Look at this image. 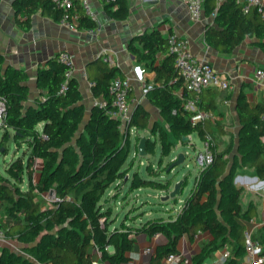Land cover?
Returning a JSON list of instances; mask_svg holds the SVG:
<instances>
[{"label":"trees","instance_id":"trees-1","mask_svg":"<svg viewBox=\"0 0 264 264\" xmlns=\"http://www.w3.org/2000/svg\"><path fill=\"white\" fill-rule=\"evenodd\" d=\"M215 6L216 0L202 1L206 16ZM105 7L113 20L125 21L129 17L128 0H109ZM14 8L16 16L21 13L26 18L24 21L17 18L23 28L29 26L30 16L39 8L55 21L59 22L61 17V11L50 0H15ZM96 27L94 20L79 12L78 29ZM246 37H255L264 50V16L255 10L243 12L238 0L223 1L213 23L206 26V43L219 52L229 53ZM137 41L139 46L131 43L129 51L145 70L154 72L145 94L148 102L158 109L174 137L196 133L207 143L211 162L198 172L174 217L152 216L143 220L141 213L135 217L126 215L117 222L118 215L102 199L108 188L127 174L123 164L129 153L130 129L147 128L149 111L136 103L124 127L95 103L86 116L79 82L75 76L66 77L67 68L58 60V54L37 70L35 85L42 95L34 99V105L25 106L28 75L23 69L5 65L0 54V98L6 105L0 147L13 140L19 146L25 143L28 149L5 169L15 183L9 184L0 171V225L7 238L19 242L21 249L34 259L0 246V264H94L91 249L100 253L102 262L127 264V253L133 250L134 236L138 233L148 236L158 233L167 238L151 255V264H163L169 253H178L183 236L191 240L200 232H208L211 237L200 242V253L189 264H199L223 247L230 250L227 264H237L243 258L245 222L256 216V207L250 202L242 208V187L233 178L239 169L249 168L252 175L264 180V120L260 117L264 101L250 104L243 93L238 95L236 153L229 163L233 142L221 150L215 142V134L227 133L224 125L217 120L192 122L194 112L183 107V98L190 94L183 89L174 57L168 51L166 34L155 26L139 34ZM118 76L124 77L119 67L100 62L94 73L89 74L93 97L109 98L108 85ZM206 90L209 96L205 99L204 91L200 94L198 108L220 115L215 98L222 91ZM40 122L41 133L36 128ZM152 150L147 138L145 151ZM36 160L41 163L34 174ZM24 176L27 188L23 190L18 185ZM127 183L129 191L137 188L168 191L172 179L143 178L135 171ZM50 191V205L44 207L38 196ZM176 201L177 198L163 200L161 205ZM134 219H138L137 224L132 223ZM253 238L264 245V225Z\"/></svg>","mask_w":264,"mask_h":264},{"label":"crops","instance_id":"crops-1","mask_svg":"<svg viewBox=\"0 0 264 264\" xmlns=\"http://www.w3.org/2000/svg\"><path fill=\"white\" fill-rule=\"evenodd\" d=\"M14 1L0 0V54L4 58L5 65L23 69L28 75L26 85L29 88V95L24 103L25 106L34 105V99L42 95V91L35 85L37 70L44 67L48 59L59 52L67 51L74 56L76 67L73 76L79 82L86 116L97 100L91 93L89 74L94 73L100 62H104L105 55L112 60L111 65L119 67L121 75L129 78L131 84L129 100L132 109L136 103H141L149 113L156 110L159 114L158 109L148 102L145 95L154 72L145 70L143 64L139 63L136 56L129 51L131 43L139 46L137 37L129 41V37L134 32H138L139 35L155 26L166 35L172 31L187 39L195 57L207 60L216 72L229 78L233 91H222L221 95L215 98L221 113L215 115L216 120H221L223 123L234 121L236 125L235 129L224 126L227 131L224 135H230L234 131L237 134L239 130L235 105L240 93L245 95L250 104L264 101V83L254 81L255 70L264 68V50L257 44V39L246 37L231 52H219L209 46L205 40L206 26L208 23L212 24L213 19L204 13L199 19L192 18L187 6L181 0H128L130 13L125 21H116L108 16L105 7L108 0H90L96 14L97 27L94 30L78 29L75 32L55 21L40 8L30 16L29 26L23 28L17 22V18L21 21L26 18L21 13L15 15ZM79 12L82 13V10L80 9ZM203 96L206 99L209 92L204 90ZM42 126V122L37 124L39 133L42 131ZM11 142L16 150L27 147L25 143L19 146L13 140ZM40 163V160H36V173ZM251 172L252 169L249 168L239 169L233 182L242 187L240 194L242 208L245 209L250 202L256 207V216L245 222V230L253 236L257 235L264 225V180L252 175ZM140 189L147 190V195H153L151 192L155 191L150 188H137L131 191L129 197H134L138 201L139 195L135 192ZM160 196L162 197L163 194ZM179 208L173 209L168 214L174 217ZM152 214V211H148L145 216L152 217ZM210 237L208 232H200L191 240L183 236L178 243V253L192 261L194 256L200 253V242ZM134 238L133 250L127 253L129 257L127 264H151L150 258L156 247L167 242V238L162 234L148 236L145 233H138ZM18 246L22 247L20 243ZM226 248L228 247L214 251L199 264H227L228 259L223 255ZM90 253L96 264H108L100 260V253L97 250L91 249ZM241 260H238L237 264H241ZM174 264L180 263L176 261Z\"/></svg>","mask_w":264,"mask_h":264},{"label":"built area","instance_id":"built-area-1","mask_svg":"<svg viewBox=\"0 0 264 264\" xmlns=\"http://www.w3.org/2000/svg\"><path fill=\"white\" fill-rule=\"evenodd\" d=\"M56 9L61 11L59 23L70 31H77L79 24V11L92 20H96V14L91 7L90 0H50ZM109 1V0H108ZM187 6L192 18L199 19L203 13V0H181ZM225 0H216V6L210 13V18L214 19L220 4ZM242 6L243 12L255 10L261 16H264V0H238ZM168 51L174 57V64L182 79L183 89L190 95L183 98V107L186 110L194 112L191 121L203 122L205 120H216V116L209 112L200 110L198 102L200 94L206 89H218L220 91H233V85L228 77L219 74L214 70L212 65L205 59L195 57L189 47L188 40L179 36L175 32H170L166 35ZM58 60L63 63L66 70V77H71L75 72L74 56L67 52L61 51L58 54ZM103 61L109 65L112 60L107 56H103ZM255 83H264V68L255 70ZM61 90H64L62 87ZM131 84L128 77H115L108 85L109 98L97 99L95 104L105 110L106 115L117 119L124 127L129 121L132 106L129 100ZM5 101L0 98V132L3 129L5 116ZM261 119L264 120V113L261 114ZM133 128V127H132ZM131 130V129H130ZM196 164L199 171L204 169L212 160V154L208 149V144L204 142L202 151L196 155ZM158 234V233H157ZM155 235V234H154ZM7 241L5 229L0 225V243ZM225 248V247H224ZM244 248L245 253L241 260V264H264V245L257 239H254L252 234L245 230L244 232ZM148 251V249H146ZM223 255L226 259L230 257V250L224 249ZM179 261L180 264H189L190 260L183 257L179 253H169L163 259V264H174ZM96 264L95 261H93Z\"/></svg>","mask_w":264,"mask_h":264},{"label":"rangeland","instance_id":"rangeland-1","mask_svg":"<svg viewBox=\"0 0 264 264\" xmlns=\"http://www.w3.org/2000/svg\"><path fill=\"white\" fill-rule=\"evenodd\" d=\"M215 121V120H214ZM222 122L221 120H217ZM222 124L226 127H232L235 129L234 121L225 122ZM1 137V132H0ZM142 137L149 139L153 146L152 152L145 153L140 156L138 152V144ZM162 141L164 145H162ZM233 142V147L228 154L229 163L235 157L236 153V142L237 136L234 133L230 135L215 134V142L218 150L224 149L227 145ZM146 144V143H145ZM204 142L197 136L196 133H191L183 138H176L172 135L169 129V125L165 122L160 115L154 110L150 113L149 125L147 128H131L129 132V153L127 159L123 164V168H127L128 172L124 178L113 183L103 196V201H107L108 205L112 208V213L117 214V222L121 221L129 215L135 217L138 214L143 213L141 219H146L145 213L152 211V216H170V210L178 208L182 205V202L187 198L190 189L193 187L195 178L199 172V167L196 164V155L199 151H202ZM28 149L24 147L22 150L14 149V144L11 140H7L0 147V171L9 179V184L15 183V180L5 171L7 165L17 156H22ZM179 153L185 155L183 164L174 166L169 169L170 164L177 159ZM34 174L37 171L35 166ZM137 171L138 174L143 178L157 179L165 181L168 178L172 179V184L168 191L155 190L151 192L153 195H147V190L136 191L138 193L139 200L129 197L131 191L128 190V181L132 177V173ZM181 179H186V186L181 191L180 195L177 196V201L170 202L167 205H161L160 194L166 195L173 189L175 182ZM20 189L27 188L26 177H23V182L18 185ZM134 195V194H133ZM52 194L42 193L38 196V199L42 200L43 206L47 207L50 205V198ZM180 200V201H179ZM171 211V212H172ZM168 214V215H167ZM9 220V219H7ZM130 222V220H128ZM132 223L137 224L138 219H134ZM19 243L11 238H7V241L1 242V247H6L9 250L15 251L31 260H34L26 251H23L19 246Z\"/></svg>","mask_w":264,"mask_h":264},{"label":"water","instance_id":"water-1","mask_svg":"<svg viewBox=\"0 0 264 264\" xmlns=\"http://www.w3.org/2000/svg\"><path fill=\"white\" fill-rule=\"evenodd\" d=\"M137 33L138 32H134V34H132L129 37V41H132L134 38H136L138 35ZM146 139H147L146 137H142L140 139L139 144H138V152H139L140 156H143L146 153V151H145ZM184 160H185V155L183 153H179L177 156V159L174 162H172V164H170L169 169L174 167V166H179V165L183 164ZM183 182H184L183 179L175 182L173 189L169 192V194L162 196L161 200L167 201L170 199L177 198V196L180 195L181 190L183 188ZM50 194H52V191H50Z\"/></svg>","mask_w":264,"mask_h":264}]
</instances>
